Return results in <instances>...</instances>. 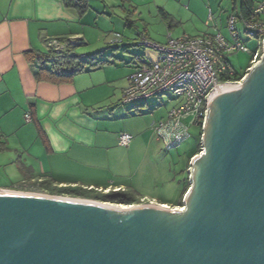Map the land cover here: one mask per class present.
I'll return each instance as SVG.
<instances>
[{"label":"water","instance_id":"95a60500","mask_svg":"<svg viewBox=\"0 0 264 264\" xmlns=\"http://www.w3.org/2000/svg\"><path fill=\"white\" fill-rule=\"evenodd\" d=\"M232 83L207 98L183 209L0 188V264H264V40Z\"/></svg>","mask_w":264,"mask_h":264},{"label":"crops","instance_id":"0c3cea01","mask_svg":"<svg viewBox=\"0 0 264 264\" xmlns=\"http://www.w3.org/2000/svg\"><path fill=\"white\" fill-rule=\"evenodd\" d=\"M102 1L140 9L142 17L144 11L161 7L177 24L201 18L211 26L209 13L215 12L211 6L207 11L209 0ZM84 15L62 0H0V141L6 143L4 149L10 145L19 154L31 180L46 178L59 187L107 192L123 189L135 155L140 167L152 150L157 153L156 140L149 134L143 143L146 126L128 122L117 127V115L96 106L99 86L110 81L98 73L101 67L88 68L69 81L38 80L26 55L32 49L46 52L55 40L87 43ZM122 132L133 135L129 146L118 144Z\"/></svg>","mask_w":264,"mask_h":264},{"label":"rangeland","instance_id":"374dc122","mask_svg":"<svg viewBox=\"0 0 264 264\" xmlns=\"http://www.w3.org/2000/svg\"><path fill=\"white\" fill-rule=\"evenodd\" d=\"M209 1L207 11L210 6L215 11L214 18L210 20L215 22H212L211 26L206 25L205 19L201 18L189 23H176L170 26L169 22L161 17L160 11L155 8L144 11V17H142L140 9L133 7L123 9L108 1L89 0V8L84 15L88 41L76 46L75 52L81 56L96 54V62L101 61L98 73H102L103 80L104 78L110 80L99 86L100 93L96 106L103 113L109 112L110 108L113 116L117 115L115 116L117 127L128 122L146 126L145 130L148 133L140 139L143 143H148L149 134L156 140L157 153H153L152 150L151 157L147 159L149 161L140 167H137L139 159H136L137 155L134 154L136 157L133 159V170L130 176L125 178L127 183L123 189L138 195L141 199L138 204L163 205L165 203L159 201L167 200L170 203L167 204L169 207L176 208L177 206L174 207L172 204L179 200L188 177L190 181V167H188V163L192 160L190 157L199 150L202 144L201 125L190 124L189 136L179 146L170 150L166 149V145L158 141L154 134L152 124L166 119L168 111L180 105V98L168 95L150 97L140 102L139 108L136 107L138 105L136 103L123 102L124 90L129 84V76L135 70V64L138 63V57L143 60H156L158 57L155 47L140 44V34L146 33L149 43L161 45L167 43L169 35L172 37H180L184 34L199 36L205 33H221L229 43H235L228 20L230 16L236 15L239 41L247 47V50H235L229 53L228 60L231 68L238 73L248 71L252 60L255 59L254 56L258 55L262 49V41L257 37H250L246 32L244 18L241 16L242 0ZM260 1L262 0H254V4ZM116 34L121 35L120 41H115ZM105 72L108 73V77ZM231 80L234 78L232 77ZM186 121L189 122V118ZM18 155L10 145L8 149H0V187H11L10 189L21 192L50 194L40 189L30 190L16 187L26 180V177L24 178L25 167L19 163ZM25 159L23 157L24 163ZM81 187L83 186H77V188Z\"/></svg>","mask_w":264,"mask_h":264},{"label":"built area","instance_id":"2783aa9c","mask_svg":"<svg viewBox=\"0 0 264 264\" xmlns=\"http://www.w3.org/2000/svg\"><path fill=\"white\" fill-rule=\"evenodd\" d=\"M213 18L214 14L210 11L209 20ZM236 20V15L230 16L228 20L235 43H229L221 33L199 36L184 34L180 37L169 35L167 43L163 45L149 43L144 34L140 37V44L155 47L158 57L156 60H141L136 65L124 90L123 102L145 101L162 95L181 99L180 105L168 111L166 119L152 124L157 140L162 141L166 149L179 146L189 136L190 124L199 125L202 122L203 127L208 107L207 98L219 86L231 82H222L223 75L234 71L228 55L235 50H247L239 41ZM244 24L250 37L264 40V0L255 4L250 16L244 19ZM121 38L120 34H116L115 41H120ZM51 44L58 45V42L55 40ZM60 47L62 46H58ZM188 118L189 122L186 121ZM132 139L131 133L122 132L118 144L129 146ZM40 182L41 180H24L16 187L35 188L40 186Z\"/></svg>","mask_w":264,"mask_h":264},{"label":"trees","instance_id":"16d2710c","mask_svg":"<svg viewBox=\"0 0 264 264\" xmlns=\"http://www.w3.org/2000/svg\"><path fill=\"white\" fill-rule=\"evenodd\" d=\"M64 5L70 8H75L81 15L86 13L89 8V0H62ZM254 0H242L241 4V16L245 19L248 18L252 12L253 7L255 6ZM160 15L162 18L167 20L170 24V26H173L177 23V21L174 19L173 15H171L169 12H167L164 8H159ZM131 23V22H129ZM146 35V33H141ZM147 37V35H146ZM49 42V41H48ZM58 45L51 44L49 45V49L46 52L38 51L35 49L28 50L26 52V55L28 57V60L34 65L35 68V75L38 80H45V81H51V82H64L69 81L72 79V77L82 71L87 70L88 68H98L101 61L96 62V54H88L87 56H81L78 55L75 52V47L83 44L82 42H70L65 39L57 40ZM62 46L58 48V46ZM101 53V52H99ZM97 53V54H99ZM262 54V49L258 53L257 57H254L255 59L252 60V63L250 67L253 65V63L260 58ZM139 60L138 63L143 60L142 58L138 57ZM135 64L136 65L138 64ZM88 65V66H87ZM247 71L238 73L236 71H233V73H227L223 75L222 82H237L242 80V78L245 76ZM234 78V80H231V78ZM143 101L138 102H131L139 104ZM128 103V102H124ZM199 125L202 126V122L199 123ZM1 140V137H0ZM45 142L47 143V139L44 137ZM6 147V143L4 141H0V149H4ZM202 150V144L199 147V150L192 154L190 157V160L193 156L199 154ZM191 164L188 163V167H190ZM26 169V168H25ZM25 177L26 180H31L32 177L25 171ZM15 188V187H12ZM190 188V181L189 177L187 178V182L183 188V191L181 193V196L179 200L172 204V206H182L185 194ZM30 190L40 189L44 192H48L50 194L54 195H70L73 197H84V198H90L95 199L99 201H105V202H112L116 204H125V205H131V204H138L141 202V199L138 197V195H135L132 192H129L125 189H117V190H109V191H99L97 189L93 188H75L72 186H64L59 187L57 185H53L52 181L49 179L44 178L40 182L39 187H30L28 188ZM160 203L170 204L167 202V200L159 201Z\"/></svg>","mask_w":264,"mask_h":264},{"label":"bare ground","instance_id":"6f19581e","mask_svg":"<svg viewBox=\"0 0 264 264\" xmlns=\"http://www.w3.org/2000/svg\"><path fill=\"white\" fill-rule=\"evenodd\" d=\"M229 84H234V83L230 82V83L222 84L221 86L229 85ZM221 86H219V87H221ZM219 87H218V88H219ZM161 206H162V207H169L167 204H163V205H161Z\"/></svg>","mask_w":264,"mask_h":264}]
</instances>
